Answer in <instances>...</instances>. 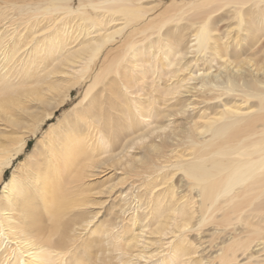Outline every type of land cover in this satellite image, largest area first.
Listing matches in <instances>:
<instances>
[{"label":"bare ground","instance_id":"bare-ground-1","mask_svg":"<svg viewBox=\"0 0 264 264\" xmlns=\"http://www.w3.org/2000/svg\"><path fill=\"white\" fill-rule=\"evenodd\" d=\"M186 2L0 6V264H264V0Z\"/></svg>","mask_w":264,"mask_h":264},{"label":"rangeland","instance_id":"rangeland-1","mask_svg":"<svg viewBox=\"0 0 264 264\" xmlns=\"http://www.w3.org/2000/svg\"><path fill=\"white\" fill-rule=\"evenodd\" d=\"M40 0H0V6L2 7H6L12 3H16V4H23V3H36V2H39ZM41 1H44V0H41ZM171 0H166L167 3H170ZM187 1V2H186ZM193 0H184V2L188 3V2H191ZM71 6H73L74 8H76L78 6V0H71ZM82 92H83V88H76L75 90L72 91V94H71V99L69 101H67V103L62 106L56 113L55 115L53 116V118H51L50 120H47L42 126H41V130L40 132L37 134L36 137H30L28 139V145H27V149L26 151L28 152L30 149H32L36 143V140L37 138H40L44 131H46L48 129V127L53 124V123H56L58 118H61L64 111L66 109H69L73 104H75L76 102H78V99L81 97L82 95ZM26 152L24 154H22L21 156H19V159H25L26 158ZM15 166H17V162L15 161L14 162ZM12 170H7L6 171V174H5V180H8L9 177L11 176L10 173H11ZM108 172V173H107ZM107 172H104L102 173L99 177H98V180L100 179L101 180H104V179H107L109 178V176H111V174L109 173V171ZM91 181H94L93 179H91ZM99 183H97L98 185ZM3 187L1 186L0 187V193L2 191ZM96 197H100L99 196H96ZM107 198H103V201H106ZM108 205V203L104 202V204H101L99 206H95L93 207L94 209H96L95 211H99V218H101L104 214H105V210H106V206ZM95 224L97 223H93L88 229L90 230L91 228H93L95 226ZM87 234L88 232L86 233L85 237H87Z\"/></svg>","mask_w":264,"mask_h":264}]
</instances>
